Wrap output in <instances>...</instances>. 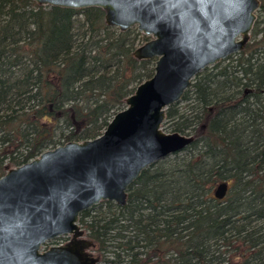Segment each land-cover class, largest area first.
Segmentation results:
<instances>
[{
  "label": "trees",
  "instance_id": "trees-1",
  "mask_svg": "<svg viewBox=\"0 0 264 264\" xmlns=\"http://www.w3.org/2000/svg\"><path fill=\"white\" fill-rule=\"evenodd\" d=\"M148 40L101 8L0 0V177L102 135L155 73L134 55ZM168 123L194 135L187 153L145 169L125 205L80 216L100 264H264V0L245 49L198 74Z\"/></svg>",
  "mask_w": 264,
  "mask_h": 264
},
{
  "label": "water",
  "instance_id": "water-1",
  "mask_svg": "<svg viewBox=\"0 0 264 264\" xmlns=\"http://www.w3.org/2000/svg\"><path fill=\"white\" fill-rule=\"evenodd\" d=\"M33 1L101 8L108 26L152 37L134 55L155 59L154 75L138 85L102 135L46 150L0 177V264H99L81 214L102 201L125 205L145 169L195 140L164 131L167 110L198 74L245 49L261 0ZM229 187L220 183L215 197L224 199ZM64 235L72 236L68 243L44 248Z\"/></svg>",
  "mask_w": 264,
  "mask_h": 264
},
{
  "label": "rangeland",
  "instance_id": "rangeland-1",
  "mask_svg": "<svg viewBox=\"0 0 264 264\" xmlns=\"http://www.w3.org/2000/svg\"><path fill=\"white\" fill-rule=\"evenodd\" d=\"M142 34H143V33H142ZM143 35H144V34H143ZM146 36H147V35H146ZM148 38H149V40H150L152 37H151V36H148ZM229 61H230V60H227L226 63L229 62ZM210 67H212V66H210ZM210 67H208V68H210ZM206 69H207V68H206ZM168 128H169V123L166 124V125L163 127L164 131H166V132H169V129H168ZM179 153H180L181 155H182V154L184 155V154H186L187 152H186V151H182V152H179ZM167 158H172V159H173V158H174V154L168 156ZM167 158H166V159H167ZM102 202H103V201H102ZM102 202H100L98 205H100ZM104 202H105V201H104ZM98 205H96V206H98ZM96 206H95V207H96ZM95 207H94V209H95V211H96L97 208H95ZM94 209H93V210H94ZM93 212H94V211H93ZM86 236H87V235H86ZM71 238H72V236L65 235V236L63 237V239H57V240H55V241L53 240L52 242H55L56 244H57V243H62V244L65 243V244H66V243H68V242L71 240ZM45 246H48V245H45ZM91 252H93L94 255L97 256V253H96L95 251H92V250H91ZM99 264H100V263H99ZM232 264H234V262H232Z\"/></svg>",
  "mask_w": 264,
  "mask_h": 264
},
{
  "label": "built area",
  "instance_id": "built-area-1",
  "mask_svg": "<svg viewBox=\"0 0 264 264\" xmlns=\"http://www.w3.org/2000/svg\"><path fill=\"white\" fill-rule=\"evenodd\" d=\"M59 244H62V243H59Z\"/></svg>",
  "mask_w": 264,
  "mask_h": 264
}]
</instances>
